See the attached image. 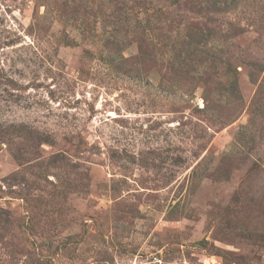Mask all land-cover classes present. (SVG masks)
I'll return each mask as SVG.
<instances>
[{"label": "rangeland", "instance_id": "374dc122", "mask_svg": "<svg viewBox=\"0 0 264 264\" xmlns=\"http://www.w3.org/2000/svg\"><path fill=\"white\" fill-rule=\"evenodd\" d=\"M214 1L204 61L169 1L0 0V264H264V0Z\"/></svg>", "mask_w": 264, "mask_h": 264}, {"label": "trees", "instance_id": "16d2710c", "mask_svg": "<svg viewBox=\"0 0 264 264\" xmlns=\"http://www.w3.org/2000/svg\"><path fill=\"white\" fill-rule=\"evenodd\" d=\"M150 1L157 3L169 1L170 5L172 6L175 5L177 9L182 10V12L190 13L194 15L195 17L191 21H188L187 24L184 26V30H186L185 34L177 38L178 41L176 42V45L179 46V48H177V51L179 52V50H181L182 53H188L190 47L193 46L195 48L191 51L192 54L197 53L198 55H201L200 57L204 61H206V59H212V61H215L217 57H215V54L213 52L209 50L202 51L201 49V46L204 45V47H206L207 45L206 43L210 40L207 38L210 36L211 33V29L208 26L209 25L208 15L211 13V8H213V6L215 5L214 0H150ZM226 1L227 0H219V3L223 5ZM217 11L223 13L224 8L222 7V10H217ZM142 43L143 40L139 39L137 42V46L139 53L141 52V54H144L143 53L144 51L142 50V46H141ZM148 56L155 58L153 49L151 50V53ZM218 56L220 57V54ZM219 57L217 59H219ZM20 131L18 132L20 133ZM8 135L9 134L7 129L6 128L3 129L2 127H0V139H2L4 136L7 137Z\"/></svg>", "mask_w": 264, "mask_h": 264}]
</instances>
